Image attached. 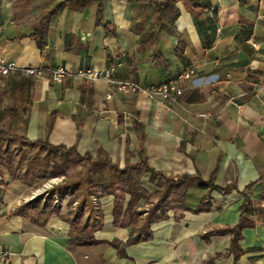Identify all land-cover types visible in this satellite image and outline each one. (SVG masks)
I'll list each match as a JSON object with an SVG mask.
<instances>
[{
	"label": "crops",
	"instance_id": "crops-1",
	"mask_svg": "<svg viewBox=\"0 0 264 264\" xmlns=\"http://www.w3.org/2000/svg\"><path fill=\"white\" fill-rule=\"evenodd\" d=\"M59 1L0 0L2 58L44 70L34 78L25 138L74 146L80 157L119 168L144 159L164 176H199L234 189L189 186L183 208L152 223L149 241L121 246V258L110 242L124 243L128 229L113 224L112 195L98 199L97 243L72 245L70 237L83 233L64 221L69 198L55 191L63 198L52 201L59 213L38 214L32 191L40 179L2 174L0 249L9 256L0 264H264V0H71L48 18L40 49L33 34ZM57 67H113L116 80L173 81L182 95L175 103L142 94L106 99L108 83L55 82L49 71ZM252 182L259 210L241 231L234 261L225 231L239 222L240 192ZM204 202L207 211L195 212ZM88 248L98 249L94 259Z\"/></svg>",
	"mask_w": 264,
	"mask_h": 264
},
{
	"label": "trees",
	"instance_id": "trees-1",
	"mask_svg": "<svg viewBox=\"0 0 264 264\" xmlns=\"http://www.w3.org/2000/svg\"><path fill=\"white\" fill-rule=\"evenodd\" d=\"M70 1L61 0L46 13L45 20L42 21L41 26L33 34V38L40 49H43L46 44L48 18ZM34 78L21 73L0 76V83H2L0 85V124L5 117V113L9 111L10 123L20 124L22 131H25ZM2 137H8V141L4 143ZM13 139L18 140V145H11L9 140L12 141ZM28 149L37 150V153L42 151L43 156L41 158L25 157V151ZM60 153L74 154L80 157L74 146L69 148L61 145L53 146L48 143L47 139L28 141L24 134H8L0 128V176L3 174V169L10 176H20L22 166L25 164L26 169L32 171L33 178L42 179L46 176L51 165L53 168H57L56 156ZM81 158L89 166L88 176L69 180L55 188L57 193H64L69 198L67 213L63 217L64 221L70 225L74 232L83 233L82 237L78 235L70 237L69 243L78 246L97 243L92 237V232L101 228L102 212L99 209L98 199L106 195H112L114 197L113 224L128 229V238L124 243L110 242V245L116 249L118 256L121 258L126 257L121 246L127 247L139 242L149 241L151 239L149 226L152 223L165 219L166 213L170 209L183 208L185 191L189 186L215 190L219 193H227L234 189V187L221 188L211 181L201 180L199 176H164L148 167L144 159L138 164L125 165L123 168H119L107 158L92 159L88 154L81 156ZM59 161L62 165L65 163V158L61 157ZM17 171L19 173L16 175ZM145 173L149 175L148 179L142 181V174ZM52 177H57L54 175V170L52 171ZM254 184L255 182L248 184L240 192L243 199L239 206V222L225 231L231 234L229 252L232 253L234 261L242 254V249L239 246L241 231L252 226L249 218L259 210V207L254 206L249 195ZM149 189H152L150 194L148 193ZM126 196H128V201L124 208ZM152 196L155 197V201L150 203V208L146 211V215L142 217L140 209L143 208L144 204H147L148 198ZM93 198H95V201H93ZM141 201L142 206L140 205ZM74 202H76V205L73 207ZM208 203H202L195 212L207 211ZM32 205H34V209L38 211V214H42L46 209L54 214L59 213V209L53 204L52 199L41 202L40 198H35ZM91 223H96L97 226L91 228Z\"/></svg>",
	"mask_w": 264,
	"mask_h": 264
},
{
	"label": "built area",
	"instance_id": "built-area-1",
	"mask_svg": "<svg viewBox=\"0 0 264 264\" xmlns=\"http://www.w3.org/2000/svg\"><path fill=\"white\" fill-rule=\"evenodd\" d=\"M44 70L42 68H25L18 69L14 62H5L0 53V76H7L11 73H21L25 76H41ZM114 68L110 67L105 70L95 68L77 69L72 71L65 67H57L49 71L52 81L59 82L64 78L78 79L83 81H104L111 86V90L106 94V99H111L114 93L121 94H142L151 99H159L175 103L176 99L182 95V89L178 88L173 81H167L159 84L140 85L133 81H119L114 79ZM189 77V73L184 75ZM32 198H35L32 196ZM62 197L57 195L54 204H59ZM95 201V199H93ZM9 256L8 251L0 249V262H5Z\"/></svg>",
	"mask_w": 264,
	"mask_h": 264
},
{
	"label": "rangeland",
	"instance_id": "rangeland-1",
	"mask_svg": "<svg viewBox=\"0 0 264 264\" xmlns=\"http://www.w3.org/2000/svg\"><path fill=\"white\" fill-rule=\"evenodd\" d=\"M0 85H2V83H0ZM10 120H11L10 113L9 111H7L5 113V117L2 123L0 124V128L8 132V134H13V133H17L18 135L24 134V132L22 131L21 125L18 123L11 124ZM2 138H3L2 140L4 141V143L8 141V137H2ZM9 142L11 143V145H15V144L18 145L17 139H13L12 141L9 140ZM25 152H26L25 157L41 158L43 156L42 151L37 153V150H34V149L33 150L28 149ZM61 157L65 158V163L62 165H60V161H59ZM56 159H57V164H56L57 168H53V166L51 165L47 171L46 176L40 179L36 187L33 189L32 196H34L35 198L37 199L44 198L45 201L52 199V201L54 202L55 197L57 196L54 194V191H56L55 188L57 186L64 184V182H68L69 180H72V179L73 180L79 179L81 176H88L87 170L89 166L86 165L85 160H83L81 157H77L74 154L67 155V154L60 153L59 155L56 156ZM53 170H54V175H56L57 177H52ZM2 173L5 176H7L8 172L5 169H3ZM17 173H19V171L16 172V175ZM20 176H33V174H32V171L26 169L25 164H23ZM30 196H31V193H30ZM154 201H155V197L152 196L148 198L147 205L144 207L145 211H142V217L146 215V211L151 206L150 203ZM60 203L62 202H59V204ZM97 250L98 249H94V248L87 249L90 259L91 258L94 259L96 257Z\"/></svg>",
	"mask_w": 264,
	"mask_h": 264
}]
</instances>
